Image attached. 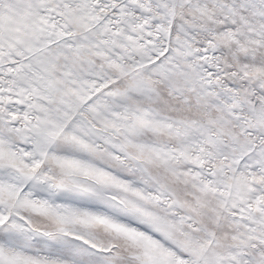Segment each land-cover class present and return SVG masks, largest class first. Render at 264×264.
<instances>
[{"label": "snow or ice", "instance_id": "6c2138e0", "mask_svg": "<svg viewBox=\"0 0 264 264\" xmlns=\"http://www.w3.org/2000/svg\"><path fill=\"white\" fill-rule=\"evenodd\" d=\"M0 264H264V0H0Z\"/></svg>", "mask_w": 264, "mask_h": 264}]
</instances>
